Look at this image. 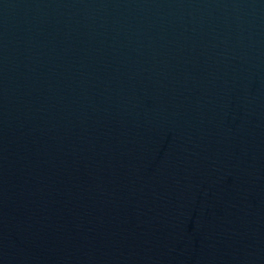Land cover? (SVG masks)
Returning a JSON list of instances; mask_svg holds the SVG:
<instances>
[{
  "label": "water",
  "instance_id": "95a60500",
  "mask_svg": "<svg viewBox=\"0 0 264 264\" xmlns=\"http://www.w3.org/2000/svg\"><path fill=\"white\" fill-rule=\"evenodd\" d=\"M0 264H264V0H0Z\"/></svg>",
  "mask_w": 264,
  "mask_h": 264
}]
</instances>
